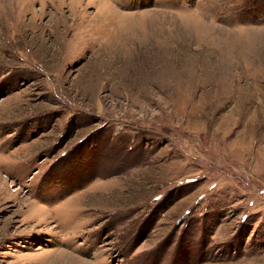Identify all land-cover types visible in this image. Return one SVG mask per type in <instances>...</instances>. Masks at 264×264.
Returning <instances> with one entry per match:
<instances>
[{"label":"rangeland","instance_id":"rangeland-1","mask_svg":"<svg viewBox=\"0 0 264 264\" xmlns=\"http://www.w3.org/2000/svg\"><path fill=\"white\" fill-rule=\"evenodd\" d=\"M0 264H264V0H0Z\"/></svg>","mask_w":264,"mask_h":264},{"label":"bare ground","instance_id":"bare-ground-1","mask_svg":"<svg viewBox=\"0 0 264 264\" xmlns=\"http://www.w3.org/2000/svg\"><path fill=\"white\" fill-rule=\"evenodd\" d=\"M11 3V2H10ZM5 14V13H4Z\"/></svg>","mask_w":264,"mask_h":264}]
</instances>
